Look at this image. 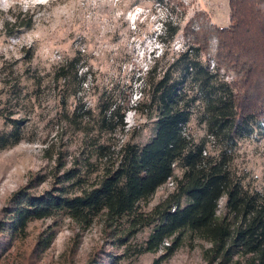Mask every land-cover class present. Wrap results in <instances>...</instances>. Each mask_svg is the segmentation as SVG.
<instances>
[{
    "label": "trees",
    "instance_id": "trees-1",
    "mask_svg": "<svg viewBox=\"0 0 264 264\" xmlns=\"http://www.w3.org/2000/svg\"><path fill=\"white\" fill-rule=\"evenodd\" d=\"M229 9L227 25L185 27V48L170 58L166 49L181 26L165 20L158 36L165 51L140 76L136 100L132 85L129 91L97 87L96 108L87 105L83 92L90 71H81L80 51L47 75L32 67L31 47L21 66V60L3 63L0 149L34 140L26 131L46 90L55 96L58 124L81 135L71 153L64 142L46 144L45 156L54 165L31 174L11 195L4 231L25 235L31 222L57 216L87 228L103 215L113 245L125 255L162 251L153 264L170 258L186 237L204 243L206 264H264V184L237 163L243 140L264 138V0H229ZM131 111L153 119L149 140L116 137L126 132ZM194 124L204 134L197 135ZM169 181L172 189L146 209ZM44 184L49 186L42 189ZM146 228L148 236L132 245ZM54 236L50 231L41 237L39 249H48Z\"/></svg>",
    "mask_w": 264,
    "mask_h": 264
},
{
    "label": "rangeland",
    "instance_id": "rangeland-1",
    "mask_svg": "<svg viewBox=\"0 0 264 264\" xmlns=\"http://www.w3.org/2000/svg\"><path fill=\"white\" fill-rule=\"evenodd\" d=\"M229 11V0H0V68L3 63L15 60H21L18 63L21 66L24 53L31 47L35 51L32 67L44 75L53 74L56 66L80 51L84 56L81 71H90L83 92L87 105L96 108L97 87L132 85V97L136 100L140 76L165 51L158 38L165 20L181 26L166 49L170 58L185 48L190 37L185 35L187 26L191 24V28L198 30L202 25H227ZM216 46L214 37L210 42L212 54ZM54 97L46 90L40 98L41 106L32 114L26 134L34 140L25 139L0 149V264H93L95 258L101 260L97 264H153L162 251L125 255L124 248L113 245L114 237L103 215L87 228L69 217L57 216L31 222L25 235L4 231L3 211L11 195L28 182L31 174L46 172L54 165L45 156L46 144L64 142L71 153L80 142L81 135L73 136L66 125L58 124ZM16 115L21 117L23 113ZM125 121L126 134H116L121 142H145L152 137L153 119L131 111ZM4 128L0 118V130ZM194 129L197 135L204 134L196 124ZM237 163L260 185L264 184V138L243 140ZM48 186L44 184L41 188ZM172 187L169 181L158 188L146 209L158 203ZM224 201L223 198L221 206ZM50 231L55 234L54 240L48 249L41 251L38 241ZM149 232V228L142 230L137 238L131 239L132 245L144 240ZM203 244L186 237L162 264H206L202 258ZM110 254L113 261L108 259Z\"/></svg>",
    "mask_w": 264,
    "mask_h": 264
},
{
    "label": "built area",
    "instance_id": "built-area-1",
    "mask_svg": "<svg viewBox=\"0 0 264 264\" xmlns=\"http://www.w3.org/2000/svg\"><path fill=\"white\" fill-rule=\"evenodd\" d=\"M211 67H214V62L211 63Z\"/></svg>",
    "mask_w": 264,
    "mask_h": 264
},
{
    "label": "clouds",
    "instance_id": "clouds-1",
    "mask_svg": "<svg viewBox=\"0 0 264 264\" xmlns=\"http://www.w3.org/2000/svg\"><path fill=\"white\" fill-rule=\"evenodd\" d=\"M133 112V111H132ZM134 113V112H133Z\"/></svg>",
    "mask_w": 264,
    "mask_h": 264
}]
</instances>
